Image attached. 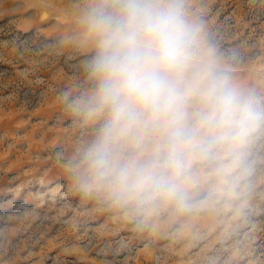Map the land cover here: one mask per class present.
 I'll use <instances>...</instances> for the list:
<instances>
[{
  "label": "rangeland",
  "instance_id": "374dc122",
  "mask_svg": "<svg viewBox=\"0 0 264 264\" xmlns=\"http://www.w3.org/2000/svg\"><path fill=\"white\" fill-rule=\"evenodd\" d=\"M101 3L0 0V264H264V0H180L203 143L179 176L162 131L99 103ZM219 83L258 116L242 143L200 125Z\"/></svg>",
  "mask_w": 264,
  "mask_h": 264
},
{
  "label": "clouds",
  "instance_id": "9594fccd",
  "mask_svg": "<svg viewBox=\"0 0 264 264\" xmlns=\"http://www.w3.org/2000/svg\"><path fill=\"white\" fill-rule=\"evenodd\" d=\"M86 23L99 37L92 65L99 103L111 106L114 125L142 123L162 131L165 164L179 176L203 143L199 129L186 122L188 93L177 85L195 36L180 0H102ZM210 94L214 107L201 116V127L217 130L219 140L242 143L258 118L252 101L226 83L213 84Z\"/></svg>",
  "mask_w": 264,
  "mask_h": 264
}]
</instances>
